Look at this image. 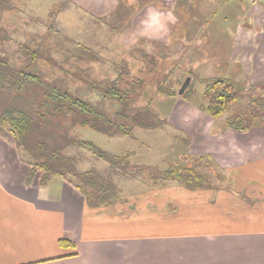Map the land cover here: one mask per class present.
I'll return each instance as SVG.
<instances>
[{"label": "crops", "instance_id": "crops-1", "mask_svg": "<svg viewBox=\"0 0 264 264\" xmlns=\"http://www.w3.org/2000/svg\"><path fill=\"white\" fill-rule=\"evenodd\" d=\"M86 1L96 16L145 3ZM238 1L218 0L213 10H223L221 48L234 72L264 85V0ZM194 109L193 119L179 113V128L195 154H211L223 168L221 187L169 184L109 206H89L60 176L27 183L29 165L0 130V264H264V115L237 130Z\"/></svg>", "mask_w": 264, "mask_h": 264}, {"label": "rangeland", "instance_id": "rangeland-1", "mask_svg": "<svg viewBox=\"0 0 264 264\" xmlns=\"http://www.w3.org/2000/svg\"><path fill=\"white\" fill-rule=\"evenodd\" d=\"M143 1L144 4L119 7L96 16V10L86 0H0L2 65L24 69L38 74L46 83L64 86L103 110L108 118L130 128L129 134L116 132L113 127L105 134L78 123L71 127L70 117L52 124L57 131L55 135H62L60 141L67 146L66 152L79 158L78 167L81 170L95 167L105 175L110 173L121 189V197L153 187L147 170L133 175L137 168L165 169L172 162L188 165L192 163L190 157L204 155L190 149L192 137L179 128L186 125L179 121L178 115L184 113L187 119H193L187 111L192 107L206 113L200 105L204 102L205 87L213 79L233 78L249 89L218 118V126L237 114L242 115L245 125L251 126L264 115V85L234 72L237 68L231 66L229 52L221 48L226 45L225 40H220L219 20L223 10L213 12L218 0H164L165 4ZM149 5L171 10L176 16L175 24L169 25L162 39L139 35L140 20L146 17L143 6ZM188 76L190 85L179 95ZM109 88L120 91L127 101L123 119L116 116L122 104L106 94ZM42 93L37 84L21 93L0 88V109L25 104L34 107ZM146 108L166 123L156 129L133 126L130 118ZM75 139L93 141L115 154L134 152L128 173L110 171L108 162L73 143ZM212 158L217 162L213 155ZM199 170L206 169L201 166ZM213 172V178L218 180L220 169L215 167Z\"/></svg>", "mask_w": 264, "mask_h": 264}, {"label": "trees", "instance_id": "trees-1", "mask_svg": "<svg viewBox=\"0 0 264 264\" xmlns=\"http://www.w3.org/2000/svg\"><path fill=\"white\" fill-rule=\"evenodd\" d=\"M32 84H37L40 89H43V93L40 95L42 98L37 101L36 106L25 104L24 107L9 106L0 109L1 132L5 138L18 147L20 154H24L21 158L29 165L27 183L38 177L40 184L46 185L53 177L60 176L81 191L87 204L91 207L109 206L119 201L121 189L113 181L110 173L105 175L95 167L81 170L78 167L79 158L66 152L67 146L60 141L62 135H55L56 128L52 124L70 117L73 119L71 127L78 123L105 134H109L111 127L116 132L129 134L130 128L119 123L118 120L108 118L103 110L98 109L96 105L64 86L46 83L38 74L24 69H11L0 62L1 89L16 90L17 93H21ZM248 90L247 86L233 78H215L205 87L204 102L200 105V109L212 118L218 119ZM106 94L121 102L122 109L116 112V116L123 119L125 117L123 107L126 106V99L123 98L120 91L113 88H109ZM241 116V114H237L226 119L225 126L237 130L249 129L252 125H245ZM130 122L134 124L133 126L144 129L161 128L166 123L147 108L136 111L130 118ZM72 142L87 148L98 159L108 162L110 171L120 170L122 173H128L127 169L132 165L131 159L134 152L115 154L95 142L85 139H75ZM189 142H187L188 145ZM190 160L192 163L188 165L172 162L165 169L154 166L137 168L133 175H140L147 170L149 179L153 181V187H159L160 183L161 186H166L167 182L171 181L182 184L191 190L221 187L222 181L226 179V174L223 168L214 161L212 155L190 157ZM201 166L206 170H199ZM215 167L220 169L222 176V178L219 176L218 180L213 178V168ZM60 244L63 247L74 245L66 239H61Z\"/></svg>", "mask_w": 264, "mask_h": 264}, {"label": "clouds", "instance_id": "clouds-1", "mask_svg": "<svg viewBox=\"0 0 264 264\" xmlns=\"http://www.w3.org/2000/svg\"><path fill=\"white\" fill-rule=\"evenodd\" d=\"M175 22L176 16L171 10L164 11L160 8L150 7L145 19L141 22L142 28L139 35L141 37L162 39L167 35L169 25L175 24Z\"/></svg>", "mask_w": 264, "mask_h": 264}, {"label": "water", "instance_id": "water-1", "mask_svg": "<svg viewBox=\"0 0 264 264\" xmlns=\"http://www.w3.org/2000/svg\"><path fill=\"white\" fill-rule=\"evenodd\" d=\"M190 82H191V77L188 76L185 81L182 83L179 91H178V94L179 95H183L185 93V91L187 90L188 86L190 85Z\"/></svg>", "mask_w": 264, "mask_h": 264}]
</instances>
